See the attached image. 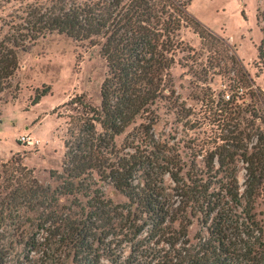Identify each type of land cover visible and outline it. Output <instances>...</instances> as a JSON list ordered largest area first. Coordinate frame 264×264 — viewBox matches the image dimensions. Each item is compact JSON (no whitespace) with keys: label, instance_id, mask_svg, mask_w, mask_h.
Returning a JSON list of instances; mask_svg holds the SVG:
<instances>
[{"label":"trees","instance_id":"trees-1","mask_svg":"<svg viewBox=\"0 0 264 264\" xmlns=\"http://www.w3.org/2000/svg\"><path fill=\"white\" fill-rule=\"evenodd\" d=\"M191 2L0 1V94L12 87L19 70V55L48 36H65L90 48L98 47L107 66L99 106L77 95L64 105L68 108L66 114H57L67 120L62 174L58 175L61 185L54 190L43 187L32 172L22 167L16 170L14 184L8 185L10 190L0 204L6 211L33 214L36 229L56 237V248L42 253L46 262L64 264V256L71 259V264H98L101 257L94 248L95 242L106 244L104 241L110 236H131L135 240L146 230L144 245L136 241L120 264H264V229L254 212L257 200L264 204V115L256 118L262 126L258 146L251 153L239 155L244 164L242 188L236 182L235 171L228 167L223 173L231 175L220 192L209 193L207 186L193 189L196 186L187 183L189 173H185L186 181L178 178V170L173 171L177 161L164 155L166 151L152 139V126L158 118L154 107L159 100L169 101L166 94L175 93L171 70L179 64L177 55L185 51L184 47L188 54L194 52L182 42V29H190L202 46H210L215 55L221 53L223 60L237 65L239 83L246 85L243 76L251 82L238 56L232 51L230 56L226 54L229 46L218 51L214 43L222 39L189 12ZM11 4V11L6 12ZM257 18L262 23V38L256 47V58L263 71L264 11ZM49 94V87L36 89L31 105H38ZM138 118L143 123L118 148L115 138ZM146 140L151 141L153 151L144 152ZM234 156L231 155V164ZM219 158L221 168L223 162ZM50 174L53 177L57 173ZM94 175L125 196L130 208H134L133 214L127 210L123 221L116 217L114 209L108 208V202L95 195L77 213L59 204L60 197L89 191L96 185ZM164 176L176 186L171 196L180 198L181 203L197 204L206 236L196 238L195 245L188 240L186 226H182V221L189 226L190 220L182 217L178 221L177 210L169 204L171 196L162 185ZM136 214L141 216L139 220H134ZM175 222L177 230L171 229ZM117 231L122 232L116 234ZM107 242L103 252L112 254L113 242Z\"/></svg>","mask_w":264,"mask_h":264},{"label":"rangeland","instance_id":"rangeland-1","mask_svg":"<svg viewBox=\"0 0 264 264\" xmlns=\"http://www.w3.org/2000/svg\"><path fill=\"white\" fill-rule=\"evenodd\" d=\"M13 6H8L6 12ZM188 10L222 39L214 43L219 52L227 45L230 51L226 54L230 56L232 51L238 56L251 82L243 76L246 85L239 83L237 65L223 60L221 53L215 55L210 46H202L190 29H182V42L194 52L188 54L184 47L185 51L177 55L179 64L171 70L175 93L173 96L166 94L169 101L156 103L154 110L158 118L152 126V139L166 151L164 155L175 158L177 164L173 171L178 170V178L186 181L185 173H189L190 182L187 183L196 186L193 189L207 186L209 193L220 192L231 175L223 173L228 167L235 171L236 182L242 188L244 164L239 155L251 153L258 146L257 137L262 126L256 118L264 115V70L257 66L256 58V47L262 38V23L257 15L264 11V0H192ZM106 74L107 66L98 47L90 48L86 43H77L65 36L40 39L19 55V70L12 87L0 94V204L10 190L8 185L14 184L16 170L22 167L32 172L43 187L54 190L61 185L58 175L62 174L67 120L58 118L57 114H66L68 108L64 105L77 95L99 106L100 87ZM46 87L50 88V94L32 106L35 90ZM140 123L143 120L136 119L115 138L118 148ZM21 137L30 138L33 144L21 142ZM150 143V140L144 142V152L153 151ZM232 154L235 155L234 164L230 163ZM218 157L223 162L221 168ZM51 171L57 174L52 177ZM94 181L96 185L89 191L60 197L59 204L77 213L95 195L108 202V208L114 209L116 217L124 221L127 210L131 213L134 210L127 198L96 175ZM162 181L164 191L173 195L175 184L168 176L162 177ZM179 200L171 196L169 204L177 210L178 221L183 220L182 217L190 220L189 226L183 221L182 226H186L188 240L195 245L196 238L206 236L202 216L196 210L197 204L189 202L186 205ZM0 211V264H50L42 253L56 248V237L37 230L33 214L24 210L19 213L6 211L1 205ZM234 211L241 213L239 209ZM254 212L264 229L261 200H257ZM140 217L136 214L134 220ZM146 219L144 215V222ZM177 228L175 222L171 229ZM116 237H107L106 244L95 242L94 248L101 257L98 264L123 263L136 241L144 245L147 231L135 240H131V236ZM107 241L113 242L112 254L103 252ZM63 257L64 264H71L70 258Z\"/></svg>","mask_w":264,"mask_h":264},{"label":"built area","instance_id":"built-area-1","mask_svg":"<svg viewBox=\"0 0 264 264\" xmlns=\"http://www.w3.org/2000/svg\"><path fill=\"white\" fill-rule=\"evenodd\" d=\"M20 140H21V142H23V143H25L27 145L33 144V142L28 137H21Z\"/></svg>","mask_w":264,"mask_h":264}]
</instances>
